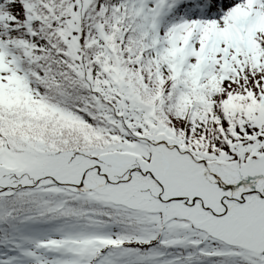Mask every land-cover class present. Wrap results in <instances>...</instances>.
<instances>
[{
  "label": "snow or ice",
  "instance_id": "1",
  "mask_svg": "<svg viewBox=\"0 0 264 264\" xmlns=\"http://www.w3.org/2000/svg\"><path fill=\"white\" fill-rule=\"evenodd\" d=\"M0 264H264V0H0Z\"/></svg>",
  "mask_w": 264,
  "mask_h": 264
}]
</instances>
